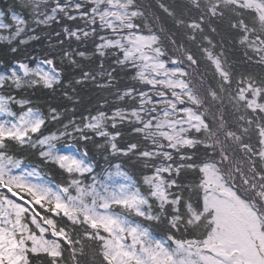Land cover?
<instances>
[{"label":"snow or ice","instance_id":"6c2138e0","mask_svg":"<svg viewBox=\"0 0 264 264\" xmlns=\"http://www.w3.org/2000/svg\"><path fill=\"white\" fill-rule=\"evenodd\" d=\"M179 3L0 9V264H264V0Z\"/></svg>","mask_w":264,"mask_h":264},{"label":"trees","instance_id":"16d2710c","mask_svg":"<svg viewBox=\"0 0 264 264\" xmlns=\"http://www.w3.org/2000/svg\"><path fill=\"white\" fill-rule=\"evenodd\" d=\"M165 2L167 3L168 0H165ZM12 3V0H0V9L2 8H6L7 5L11 4ZM174 7H176L177 9V12L179 13V11L181 10V6H180V3H179V0H177V4L174 5ZM158 11V10H157ZM166 20V18H164ZM181 37L180 36H177V40H180ZM165 43H167V39L165 38ZM236 58H239L238 57V54H237V57ZM251 71H254V72H262L264 70H261V69H251ZM78 93L79 95L84 98L85 100H87L89 97H95L96 95V90L93 89L91 86H85L84 88H79L78 87ZM101 95H104L103 93H101ZM60 103H68L67 101H59ZM93 103H95V100H93ZM69 107H72L71 104H68Z\"/></svg>","mask_w":264,"mask_h":264}]
</instances>
